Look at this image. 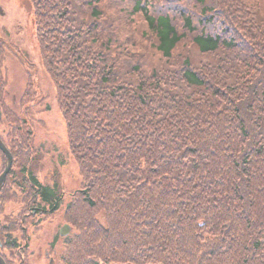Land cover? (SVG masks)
<instances>
[{
	"label": "trees",
	"instance_id": "trees-1",
	"mask_svg": "<svg viewBox=\"0 0 264 264\" xmlns=\"http://www.w3.org/2000/svg\"><path fill=\"white\" fill-rule=\"evenodd\" d=\"M26 1L77 182L59 264H264V0ZM14 63L9 200L58 212L31 169L49 91L0 36L3 86Z\"/></svg>",
	"mask_w": 264,
	"mask_h": 264
},
{
	"label": "rangeland",
	"instance_id": "rangeland-1",
	"mask_svg": "<svg viewBox=\"0 0 264 264\" xmlns=\"http://www.w3.org/2000/svg\"><path fill=\"white\" fill-rule=\"evenodd\" d=\"M30 16V5L26 0H0V36L6 42L16 45L19 50L23 54H25V57L28 59L29 63H31V65L33 66V74L35 75L34 83L39 86V91H49V104L51 108L49 109V111L44 112L41 117L43 120L50 124V126L52 127L51 129H53L56 134L54 135L55 138H53L52 140L47 139L51 141L50 143H45L42 147L40 142L45 139H41L40 137H42L43 134H45L47 131H50L51 129H47L45 127L41 128V126H37L36 129H31V134H34V142H39V144H36L37 146H39L37 150L42 151L34 155V159L31 162V169L36 175L38 181H40L42 184L51 185L52 183H55L58 185V193L62 191L61 194H59L61 197V205L58 209V212L56 211V220L54 222L58 227V233L56 234L58 242L56 247H54L56 250V257V255H59L61 240L63 239V236L59 235V230L64 224H66L64 223V214L62 213L64 208V206H62V202L63 204L69 202V196L76 188L77 182L73 180V177L75 175L73 164H71V162H69L68 160L66 162H60L59 160H57V141L59 139L64 140L65 137L63 125L60 122L57 116V112L54 108V90L51 88L48 79L41 72V66L33 36V27ZM23 60L24 59H22L21 57V62L25 64ZM28 65L25 64L26 67H28ZM10 70L12 80L10 78V81L4 84V86L2 85L3 81H0V86L2 85L0 92L3 93L4 89H8V91L11 90L9 97H12L14 92L17 95L19 89H22V87H20V84H24L25 68L21 65H18L17 63H14ZM6 99L7 98L0 97V101H6ZM7 101L9 102L10 100L8 99ZM18 101L19 100H17V103ZM14 190V200L10 202L9 206L11 210L17 207L21 202V200H17L21 198H24L25 200L26 196V192L24 193V195L19 194L17 191L19 190V188L17 187ZM27 191L30 192V189H27ZM63 191L67 192V194H64L65 192L63 193ZM53 227L54 225L50 226V224L47 227H44L43 222H40L38 223L37 230L33 231V234H31V228L26 226L28 245L32 242L33 246H39L41 248V251L44 252V250L47 249V242L55 234ZM70 232L66 236L70 235ZM52 250H50V253L52 252ZM46 263L47 262L45 261V259L42 258L40 264ZM54 264H59V262L55 261Z\"/></svg>",
	"mask_w": 264,
	"mask_h": 264
},
{
	"label": "flooded vegetation",
	"instance_id": "flooded-vegetation-1",
	"mask_svg": "<svg viewBox=\"0 0 264 264\" xmlns=\"http://www.w3.org/2000/svg\"><path fill=\"white\" fill-rule=\"evenodd\" d=\"M20 87H22L21 84ZM3 93L4 96H2V98H7L6 100L9 99L11 102L16 103L17 95L15 92L12 97H9L11 90L8 91V89H4ZM55 134V131L51 129L40 138L52 140L55 138ZM0 140L3 143L4 148L10 153V130L8 128L0 127ZM6 163L5 154L0 148V176L6 167ZM12 165L13 164L11 163V166ZM8 175L9 171L5 175L4 182L0 187V260L3 262L2 264H22L24 260L26 261L25 264H40L42 258L45 259L47 262L46 264H54V262L57 261L55 258L56 250L54 247H56L58 242L56 235L58 233V227L56 223H54L56 220V209L54 207L56 206L57 195L54 194V196L50 197L49 201L51 203H47L45 209L41 206L40 194L36 193L35 196L37 199L33 202V206L30 205L32 203V197H30V200L27 201L26 204L20 203L17 207L11 210L9 206L14 198H10L9 200V192L14 191L13 186L8 184ZM37 222H43L44 227H47L49 224L50 226L54 225L53 229L55 234L47 242V249H45L44 252L41 251L39 246H36L37 248L33 246L32 242L28 245L26 223H28L27 227L31 228V234H33V231H35L38 226ZM36 223L37 225H35ZM20 230L24 231L23 235L20 233ZM26 245L27 248L25 247ZM50 250H52L51 253L54 256L51 255ZM10 254L14 257L15 263H11Z\"/></svg>",
	"mask_w": 264,
	"mask_h": 264
},
{
	"label": "water",
	"instance_id": "water-1",
	"mask_svg": "<svg viewBox=\"0 0 264 264\" xmlns=\"http://www.w3.org/2000/svg\"><path fill=\"white\" fill-rule=\"evenodd\" d=\"M0 148L3 150L5 157H6V167L3 171V173L0 176V187L2 185V183L4 182L5 179V175L8 173L9 169L11 168V163H12V157L11 154L8 153V151L4 148L3 143L0 140ZM71 231V228L69 225L64 224L60 230H59V235L60 236H66L67 234H69V232ZM3 262L0 260V264H2Z\"/></svg>",
	"mask_w": 264,
	"mask_h": 264
}]
</instances>
